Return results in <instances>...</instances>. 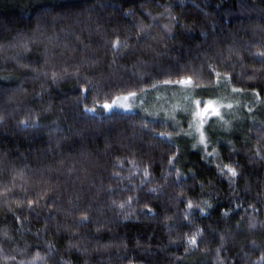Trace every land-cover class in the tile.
Returning a JSON list of instances; mask_svg holds the SVG:
<instances>
[{
  "label": "trees",
  "instance_id": "obj_1",
  "mask_svg": "<svg viewBox=\"0 0 264 264\" xmlns=\"http://www.w3.org/2000/svg\"><path fill=\"white\" fill-rule=\"evenodd\" d=\"M0 264H264V0H0Z\"/></svg>",
  "mask_w": 264,
  "mask_h": 264
},
{
  "label": "rangeland",
  "instance_id": "obj_2",
  "mask_svg": "<svg viewBox=\"0 0 264 264\" xmlns=\"http://www.w3.org/2000/svg\"><path fill=\"white\" fill-rule=\"evenodd\" d=\"M189 84H191L189 81H184V82H181L179 86L187 87ZM213 92H214V89L211 93L213 94ZM214 93L218 94L219 92L218 90H215ZM220 94L225 98V96L222 93ZM153 96L154 97H151L149 94H146L145 91L120 96L112 100L111 102L102 104L101 106L103 107L101 108V110L105 112L112 111V110H116V111H131V110H138V109L146 110L153 103H158L156 105V108H159L161 107L159 104L165 106L168 103H170V101H168L170 99H176L177 102L175 106H177L179 99L185 98L182 94H180V91L177 89L175 91H172L171 93H168L166 96L158 95V94L153 95ZM222 101L225 104V107L223 108L222 111L220 110V112L215 116L216 117L215 125L221 124L225 126L227 125L226 123L228 122L227 119L233 115L232 114L233 110L231 109L233 108L234 104L231 102H226L225 100H222ZM105 104L111 105L112 108L105 109L104 108ZM218 106L219 105L217 102H215L214 100L208 99V98H205L203 100H198L197 102L194 103V115L198 120L197 125L200 128H201V123H203L205 119L214 115L218 111L219 109ZM201 141L204 142L202 138H201Z\"/></svg>",
  "mask_w": 264,
  "mask_h": 264
},
{
  "label": "snow or ice",
  "instance_id": "obj_3",
  "mask_svg": "<svg viewBox=\"0 0 264 264\" xmlns=\"http://www.w3.org/2000/svg\"><path fill=\"white\" fill-rule=\"evenodd\" d=\"M104 108H105V109H111L112 106H111V105H108V104H105V105H104ZM229 171H232V170L230 169ZM232 175L235 176L236 173H235L234 171H232Z\"/></svg>",
  "mask_w": 264,
  "mask_h": 264
}]
</instances>
